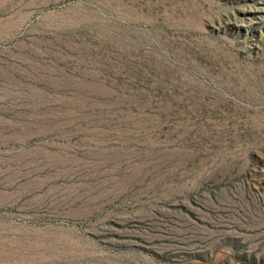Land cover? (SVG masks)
<instances>
[{
  "label": "rangeland",
  "instance_id": "374dc122",
  "mask_svg": "<svg viewBox=\"0 0 264 264\" xmlns=\"http://www.w3.org/2000/svg\"><path fill=\"white\" fill-rule=\"evenodd\" d=\"M0 264H264V0H0Z\"/></svg>",
  "mask_w": 264,
  "mask_h": 264
}]
</instances>
